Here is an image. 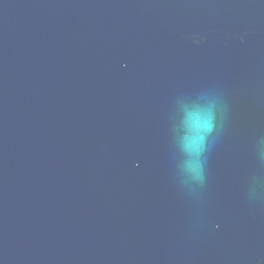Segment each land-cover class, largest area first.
I'll use <instances>...</instances> for the list:
<instances>
[{
	"label": "water",
	"instance_id": "obj_1",
	"mask_svg": "<svg viewBox=\"0 0 264 264\" xmlns=\"http://www.w3.org/2000/svg\"><path fill=\"white\" fill-rule=\"evenodd\" d=\"M0 264H264V0H0Z\"/></svg>",
	"mask_w": 264,
	"mask_h": 264
},
{
	"label": "clouds",
	"instance_id": "obj_2",
	"mask_svg": "<svg viewBox=\"0 0 264 264\" xmlns=\"http://www.w3.org/2000/svg\"><path fill=\"white\" fill-rule=\"evenodd\" d=\"M184 135L180 138V149L193 161L191 171L199 175L202 171L201 157L207 147V137L213 130V120L210 114L203 113V117L195 125L190 120L183 119Z\"/></svg>",
	"mask_w": 264,
	"mask_h": 264
}]
</instances>
